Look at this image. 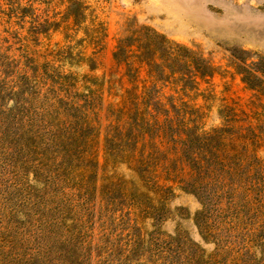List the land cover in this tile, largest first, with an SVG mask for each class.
Returning <instances> with one entry per match:
<instances>
[{
    "label": "rangeland",
    "instance_id": "374dc122",
    "mask_svg": "<svg viewBox=\"0 0 264 264\" xmlns=\"http://www.w3.org/2000/svg\"><path fill=\"white\" fill-rule=\"evenodd\" d=\"M143 25L213 73L115 60ZM237 50L264 56V0H0V264H264V94Z\"/></svg>",
    "mask_w": 264,
    "mask_h": 264
},
{
    "label": "trees",
    "instance_id": "16d2710c",
    "mask_svg": "<svg viewBox=\"0 0 264 264\" xmlns=\"http://www.w3.org/2000/svg\"><path fill=\"white\" fill-rule=\"evenodd\" d=\"M133 48L136 58L157 76L174 80L179 75L180 79L176 81L183 83L185 89H196L198 78H206L213 73V67L204 58L150 26H140L130 35L119 39L115 60L128 63L129 53ZM233 54L242 82L250 90L264 94V56L253 55L244 50H237ZM216 132L221 133L222 129ZM191 162L194 164L196 161L191 159Z\"/></svg>",
    "mask_w": 264,
    "mask_h": 264
}]
</instances>
